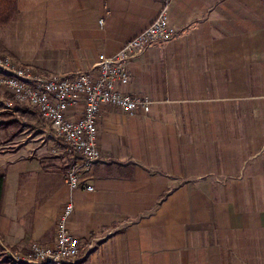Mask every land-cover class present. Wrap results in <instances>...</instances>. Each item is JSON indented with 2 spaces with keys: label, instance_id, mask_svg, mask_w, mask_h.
Here are the masks:
<instances>
[{
  "label": "crops",
  "instance_id": "obj_1",
  "mask_svg": "<svg viewBox=\"0 0 264 264\" xmlns=\"http://www.w3.org/2000/svg\"><path fill=\"white\" fill-rule=\"evenodd\" d=\"M18 1L0 50L43 75L93 70L161 8ZM168 18L179 35L133 58L123 87L149 95L150 112L101 105V159L83 174L92 190L69 188V158L38 111L1 113L3 248L52 246L72 200L81 249L71 264H264V0H173Z\"/></svg>",
  "mask_w": 264,
  "mask_h": 264
},
{
  "label": "built area",
  "instance_id": "obj_2",
  "mask_svg": "<svg viewBox=\"0 0 264 264\" xmlns=\"http://www.w3.org/2000/svg\"><path fill=\"white\" fill-rule=\"evenodd\" d=\"M172 1L160 0L161 8L152 23L115 54H101L91 71L43 75L20 65L0 50V87L11 95L4 103L10 108L15 103L30 105L44 118L50 134L62 143L63 153L69 158L66 183L71 190L93 189V185L83 182V174L101 159L97 115L102 104L116 106L129 115L150 112L149 95L132 94L123 87L131 81L133 58L152 44L165 48L179 35L178 29L169 24ZM80 105L83 109L77 113ZM73 210V201H67L57 221L52 246L33 241L23 252L6 249L13 261L17 264L75 263L80 257L81 245L68 226Z\"/></svg>",
  "mask_w": 264,
  "mask_h": 264
},
{
  "label": "rangeland",
  "instance_id": "obj_3",
  "mask_svg": "<svg viewBox=\"0 0 264 264\" xmlns=\"http://www.w3.org/2000/svg\"><path fill=\"white\" fill-rule=\"evenodd\" d=\"M2 51V50H1ZM3 52V51H2ZM35 73H38V72H35ZM11 98V95L9 94V92L7 90H5L4 88L0 87V115L1 113L3 112H6V111H10L11 115L13 117H17L18 114L14 113L16 112L15 110H17L18 107H27L28 109H32V110H35L34 108H31L30 106H28L27 104L25 105L24 103L21 104V103H15V106L13 108H10V107H7L6 104L4 103V100L6 99H9ZM17 119V118H15ZM19 119H22V118H18L17 120V123L19 125H21L20 123V120ZM0 120H1V116H0ZM0 127L4 126V122L3 121H0ZM47 123V122H46ZM16 125V124H15ZM16 128V127H15ZM47 129H48V134L50 137H52L53 139L59 141L58 139H56L55 137H53L51 134H50V129L48 128V124H47ZM3 131H0V134L2 133ZM5 132V131H4ZM4 137V136H3ZM0 136V138H3ZM5 138V137H4ZM2 141V140H0ZM59 143L61 144L62 146V143L59 141ZM1 146V145H0ZM1 149H3V147H0ZM2 257V258H1ZM0 259L1 260V264H17L15 261H13L12 257L10 256V254L7 252L6 248L3 246L0 245ZM10 260V262H9Z\"/></svg>",
  "mask_w": 264,
  "mask_h": 264
},
{
  "label": "trees",
  "instance_id": "obj_4",
  "mask_svg": "<svg viewBox=\"0 0 264 264\" xmlns=\"http://www.w3.org/2000/svg\"><path fill=\"white\" fill-rule=\"evenodd\" d=\"M19 13L18 0H0V27L8 26ZM6 173L0 169V211L5 191Z\"/></svg>",
  "mask_w": 264,
  "mask_h": 264
}]
</instances>
